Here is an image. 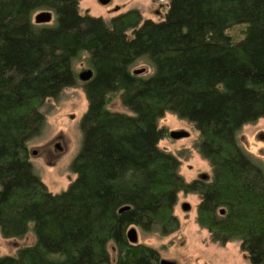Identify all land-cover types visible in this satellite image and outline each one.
I'll list each match as a JSON object with an SVG mask.
<instances>
[{"label":"trees","instance_id":"obj_1","mask_svg":"<svg viewBox=\"0 0 264 264\" xmlns=\"http://www.w3.org/2000/svg\"><path fill=\"white\" fill-rule=\"evenodd\" d=\"M168 1L162 20L132 9L106 22L80 13L79 0H0V232L35 236L0 264H159L158 250L126 231L178 229L180 192L200 196L197 222L213 242L239 240L251 264H264V169L237 141L244 124L264 119V0ZM39 10L54 22L33 21ZM237 24L235 40L227 30ZM83 52L92 76L81 81L75 178L52 193L28 143L41 134L45 99L79 83ZM140 59L150 74L133 73ZM112 93L125 111L108 107ZM166 112L194 123L210 177L187 181L159 146Z\"/></svg>","mask_w":264,"mask_h":264},{"label":"rangeland","instance_id":"obj_2","mask_svg":"<svg viewBox=\"0 0 264 264\" xmlns=\"http://www.w3.org/2000/svg\"><path fill=\"white\" fill-rule=\"evenodd\" d=\"M168 0H110L101 4L98 0H79V12L101 17L104 21L128 10L136 9L143 19L162 20L167 12ZM41 11V10H39ZM33 13L34 15L39 12ZM55 16L49 22H54ZM244 24L230 27L227 32L235 40L243 36ZM131 30L128 31L130 35ZM87 53L83 52L74 62L73 68L79 73L88 69ZM144 67L145 75L152 68L145 59L138 60L132 70ZM79 78V76H78ZM81 80L73 87H66L57 98H47L40 109L45 114L41 134L28 143L29 160L35 173L40 177L48 190L59 193L67 189L75 174L70 170V163L81 145L80 120L87 108V100L81 86ZM108 107L113 110L125 111L118 94H110ZM158 125L166 129V136L159 141V146L173 153L180 159L179 172L190 181L199 178L201 174L210 177L212 171L207 160L197 152L196 144L199 131L191 121L181 118L172 112H166L158 121ZM171 131H185L187 136L170 137ZM239 146L250 158L264 169V119L244 124L237 133ZM58 143L60 148L56 147ZM207 177V178H208ZM200 196L194 193L178 194L173 213L176 215L179 227L168 235H161L158 229L144 232L133 225L137 231L138 242L156 248L160 258L174 260L177 264H251L248 255L240 247L239 240H231L225 244L213 242L207 229L197 222V205ZM183 202H188L191 208L184 211ZM32 227V225L30 226ZM129 227V228H130ZM35 241L30 230L23 237L5 238L0 232V256L15 255L18 248L31 245ZM110 251L113 244L109 243Z\"/></svg>","mask_w":264,"mask_h":264},{"label":"water","instance_id":"obj_3","mask_svg":"<svg viewBox=\"0 0 264 264\" xmlns=\"http://www.w3.org/2000/svg\"><path fill=\"white\" fill-rule=\"evenodd\" d=\"M98 1L101 4H107L110 0H98ZM51 18H52V13L49 10H41L34 15V20L37 23H47L51 20ZM145 70H146V68L141 67V68L133 70V73L134 74H141V73L145 72ZM78 76L81 80H88L92 76V71L87 69V70L79 73ZM169 134H170V137H172V138H180V137H184V136L188 135V133L185 131H171ZM207 177L208 176L206 174L200 175V178L206 179ZM129 207H130L129 205H124L119 209V212H121L125 209H128ZM181 208L184 211H188L191 208V206L188 202H183L181 204ZM223 212H224V210L221 209L220 213H223ZM126 236H127L130 243H137L138 242L137 231L134 227H130L127 229ZM159 264H177V263L174 260L160 258Z\"/></svg>","mask_w":264,"mask_h":264},{"label":"flooded vegetation","instance_id":"obj_4","mask_svg":"<svg viewBox=\"0 0 264 264\" xmlns=\"http://www.w3.org/2000/svg\"><path fill=\"white\" fill-rule=\"evenodd\" d=\"M56 147L60 148V145L58 143L55 144Z\"/></svg>","mask_w":264,"mask_h":264}]
</instances>
